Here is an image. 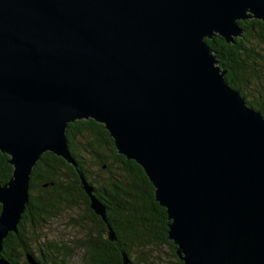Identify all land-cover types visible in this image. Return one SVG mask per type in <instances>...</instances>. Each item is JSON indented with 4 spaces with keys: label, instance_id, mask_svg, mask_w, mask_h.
I'll use <instances>...</instances> for the list:
<instances>
[{
    "label": "water",
    "instance_id": "1",
    "mask_svg": "<svg viewBox=\"0 0 264 264\" xmlns=\"http://www.w3.org/2000/svg\"><path fill=\"white\" fill-rule=\"evenodd\" d=\"M248 18L264 21V0H0V264H15L3 239L29 212L34 164L76 166L66 127L88 120L141 165L181 264H264V115L206 42H233Z\"/></svg>",
    "mask_w": 264,
    "mask_h": 264
},
{
    "label": "trees",
    "instance_id": "2",
    "mask_svg": "<svg viewBox=\"0 0 264 264\" xmlns=\"http://www.w3.org/2000/svg\"><path fill=\"white\" fill-rule=\"evenodd\" d=\"M238 22L243 32L233 42L219 35L206 38V42L226 69L228 84L264 115V105L256 104L250 95L255 86L262 87L264 94V21L248 18ZM106 133L104 123L97 120L67 124L66 137L76 166L56 153L40 155L30 175L29 212H22L15 232H8L3 239L4 257L15 264H28L25 253L29 251L41 264H69L67 259L81 247L87 256L82 264H125V254L131 264H151V259L162 264L159 253L166 246L170 264H181L176 246L168 238L166 210L155 200L148 177L140 164L118 153L110 134L104 138ZM88 154L94 156L103 174L94 172ZM7 162L8 154L0 151V182L11 176L12 165ZM79 171L103 203L106 220L90 207ZM56 216H67L69 224L83 230V236L49 240V220ZM107 224L115 240L105 236Z\"/></svg>",
    "mask_w": 264,
    "mask_h": 264
},
{
    "label": "rangeland",
    "instance_id": "3",
    "mask_svg": "<svg viewBox=\"0 0 264 264\" xmlns=\"http://www.w3.org/2000/svg\"><path fill=\"white\" fill-rule=\"evenodd\" d=\"M264 86V85H263ZM104 138H109V134H105ZM88 159L90 161V166L98 174H103V171L99 168L98 163L95 161L94 156L88 154ZM73 213V212H71ZM76 214V213H75ZM80 216V212L78 214ZM88 225V224H87ZM47 237L49 240H71L74 238H81L83 236V230L79 226L69 224L68 217H54L49 220V225L47 227ZM70 241H68L69 243ZM167 247L163 246L160 255L162 257V264H170V254L167 255ZM86 251L81 247H77L72 255L67 259L69 264H82L83 260L86 259ZM141 264H150V262H143ZM151 264H157L154 259H151ZM160 264V263H159Z\"/></svg>",
    "mask_w": 264,
    "mask_h": 264
},
{
    "label": "flooded vegetation",
    "instance_id": "4",
    "mask_svg": "<svg viewBox=\"0 0 264 264\" xmlns=\"http://www.w3.org/2000/svg\"><path fill=\"white\" fill-rule=\"evenodd\" d=\"M262 87L260 86H255L250 89V95L252 99L256 100V104H262L264 105V94L261 92Z\"/></svg>",
    "mask_w": 264,
    "mask_h": 264
}]
</instances>
